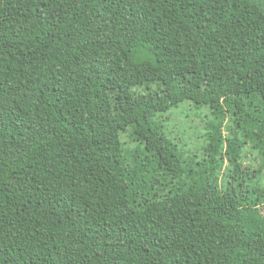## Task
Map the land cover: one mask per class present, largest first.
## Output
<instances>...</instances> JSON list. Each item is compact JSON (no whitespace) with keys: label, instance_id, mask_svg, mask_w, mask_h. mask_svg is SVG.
Wrapping results in <instances>:
<instances>
[{"label":"trees","instance_id":"obj_1","mask_svg":"<svg viewBox=\"0 0 264 264\" xmlns=\"http://www.w3.org/2000/svg\"><path fill=\"white\" fill-rule=\"evenodd\" d=\"M263 174L264 0H0V264H264Z\"/></svg>","mask_w":264,"mask_h":264},{"label":"rangeland","instance_id":"obj_2","mask_svg":"<svg viewBox=\"0 0 264 264\" xmlns=\"http://www.w3.org/2000/svg\"><path fill=\"white\" fill-rule=\"evenodd\" d=\"M209 113L207 107L195 109L193 104L185 102L178 108L170 110L168 113L158 117L162 121L168 136L172 140H182L185 149L195 151L200 149V137L202 134L201 124L203 118ZM125 140L128 146L132 145L127 137ZM261 184L264 185V174L262 176ZM233 244V241H222L216 244L218 250L219 261L222 263L225 259L226 250Z\"/></svg>","mask_w":264,"mask_h":264}]
</instances>
